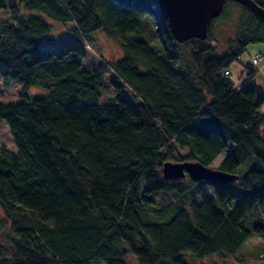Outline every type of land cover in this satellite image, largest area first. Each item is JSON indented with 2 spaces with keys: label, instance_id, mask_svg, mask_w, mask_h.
<instances>
[{
  "label": "trees",
  "instance_id": "1",
  "mask_svg": "<svg viewBox=\"0 0 264 264\" xmlns=\"http://www.w3.org/2000/svg\"><path fill=\"white\" fill-rule=\"evenodd\" d=\"M233 3L243 11L221 50L213 27ZM54 23L70 39L56 43ZM98 30L120 42L121 54H99L85 68V45ZM258 42L264 20L235 0L206 39L184 42L151 0H0V76L27 97L0 102L16 145L0 143V206L10 227L0 264H200L235 254L264 211L262 55L238 86L229 67ZM108 72L113 96L101 101ZM30 86L46 93L30 97ZM230 145L218 168L237 179L163 175L167 161L211 166ZM173 206L165 221L141 218ZM254 230L264 231L262 220Z\"/></svg>",
  "mask_w": 264,
  "mask_h": 264
},
{
  "label": "rangeland",
  "instance_id": "2",
  "mask_svg": "<svg viewBox=\"0 0 264 264\" xmlns=\"http://www.w3.org/2000/svg\"><path fill=\"white\" fill-rule=\"evenodd\" d=\"M233 9L230 6L226 9V14L224 17L220 18L213 27V37L218 41L217 46H221V50H224L226 45H228L229 39L234 37L236 31L237 20L240 17L243 11V5L239 3L232 4ZM229 10H231L229 12ZM54 35L58 38L56 43H61L70 39V32L67 30L66 26H63L60 23H54ZM126 36H134L133 33H128ZM96 40L93 44H87L85 47L88 50V55L84 59L83 66L85 68H90L94 65L95 61L98 59V55H104L108 59H115L121 54L120 42L114 38H110L102 30H98L95 33ZM123 38V37H122ZM63 40V41H62ZM45 42H43L44 44ZM152 45L157 48H161V43L158 39L152 41ZM215 45V44H214ZM219 48V47H218ZM262 55L260 63L254 65L253 58L254 56ZM249 64L254 65L259 69L260 73L257 77L264 79V43H251L247 46L246 51L240 56L239 61H235L229 67L231 73V79L236 86L240 85L246 79V66ZM115 79V74L108 72L106 75V82L104 84V92L102 93L101 101H107L110 96H113V84L111 80ZM24 86L19 82H13L10 84H5L3 78L0 76V102H9V101H25L27 97L22 94ZM26 93L30 96H39L46 93V90L42 86H30L26 89ZM264 111V104L261 107ZM0 143L6 145L9 149L15 150L16 145L13 141L12 135L10 133L9 126L6 121H0ZM232 145L228 147L226 151L219 155L215 161L211 164V167L218 168L222 160L228 155L231 150ZM186 179H188V176ZM206 195L213 196L214 191L212 189L205 190ZM201 199V196L198 197V200ZM174 205V204H173ZM189 208V204H187ZM261 205H257L253 210L259 208ZM178 207H172L170 211L164 215H157L152 210L141 213V218L144 221H154L161 222L170 218L177 211ZM256 213V212H254ZM258 218L254 222L249 224V227L252 229V234L248 239L243 243L241 248L233 255H227L224 253H213L210 256L212 259L205 258L200 259L197 263L200 264H213V263H226V264H264V231L257 232L254 230V226L261 220L264 223V211L262 210L261 214L258 213ZM6 215L2 207L0 206V223H5L4 231L0 232V238L3 237L4 233H9V223L5 220ZM229 257V258H228Z\"/></svg>",
  "mask_w": 264,
  "mask_h": 264
},
{
  "label": "water",
  "instance_id": "3",
  "mask_svg": "<svg viewBox=\"0 0 264 264\" xmlns=\"http://www.w3.org/2000/svg\"><path fill=\"white\" fill-rule=\"evenodd\" d=\"M157 6L174 38L184 42L191 38L206 39L212 20L223 11L227 0H151ZM247 5L264 20V8L254 0H235ZM162 172L165 178L185 177L187 174L194 180H211L230 182L238 175L227 173L219 168L206 166L200 162L167 161Z\"/></svg>",
  "mask_w": 264,
  "mask_h": 264
},
{
  "label": "built area",
  "instance_id": "4",
  "mask_svg": "<svg viewBox=\"0 0 264 264\" xmlns=\"http://www.w3.org/2000/svg\"><path fill=\"white\" fill-rule=\"evenodd\" d=\"M259 59H260V57L257 56V57L254 59V63L257 64V63L259 62Z\"/></svg>",
  "mask_w": 264,
  "mask_h": 264
}]
</instances>
